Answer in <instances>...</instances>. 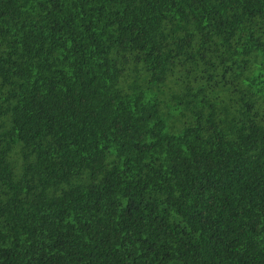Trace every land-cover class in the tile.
I'll return each instance as SVG.
<instances>
[{"label":"trees","instance_id":"trees-1","mask_svg":"<svg viewBox=\"0 0 264 264\" xmlns=\"http://www.w3.org/2000/svg\"><path fill=\"white\" fill-rule=\"evenodd\" d=\"M0 264H264V0H0Z\"/></svg>","mask_w":264,"mask_h":264}]
</instances>
